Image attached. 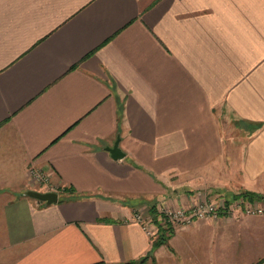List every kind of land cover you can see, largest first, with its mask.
<instances>
[{
  "label": "crops",
  "instance_id": "1",
  "mask_svg": "<svg viewBox=\"0 0 264 264\" xmlns=\"http://www.w3.org/2000/svg\"><path fill=\"white\" fill-rule=\"evenodd\" d=\"M263 171L264 0H0V264H264V214L133 218Z\"/></svg>",
  "mask_w": 264,
  "mask_h": 264
},
{
  "label": "built area",
  "instance_id": "2",
  "mask_svg": "<svg viewBox=\"0 0 264 264\" xmlns=\"http://www.w3.org/2000/svg\"><path fill=\"white\" fill-rule=\"evenodd\" d=\"M30 171L36 181L40 183L48 181L47 174L41 169L32 168ZM234 204L236 205L234 206ZM242 205L243 200H236L228 208H225L226 205H223V203L203 199L196 201L190 206H178L176 208H171L170 206L163 207L160 212L169 221L168 223H170L173 227H176L181 224H191L195 220L199 219H218L222 215V211L227 212L233 207L239 208V206ZM245 207L247 214L254 215L262 212V208L257 207V205H246ZM133 218L141 223L148 234L153 235V226H155L156 229L158 223L155 222L151 216H146L142 212L136 211L133 213Z\"/></svg>",
  "mask_w": 264,
  "mask_h": 264
},
{
  "label": "rangeland",
  "instance_id": "3",
  "mask_svg": "<svg viewBox=\"0 0 264 264\" xmlns=\"http://www.w3.org/2000/svg\"><path fill=\"white\" fill-rule=\"evenodd\" d=\"M233 126H234V121L232 120L230 123H229V126H228V128H229V134L231 135V136H236V131H233ZM247 140V139H246ZM241 153H242V151L241 150H237V156L238 157H240L241 156ZM237 168V171L236 172H233V171H231V170H228V173H229V175L230 176H233L234 178H238V179H240L241 177H243L244 176V173H241V171H242V168L240 167V166H238V167H236ZM43 171V170H42ZM233 172V173H232ZM46 173V172H45ZM47 174V173H46ZM47 176H48V181L47 182H45V183H40V182H38V181H36L35 179H34V177L32 176V179H33V182H35V184L37 185V186H39L40 188H41V190L40 191H46V190H44L45 189V187H47L49 184H50V178H49V174H47ZM244 178V177H243ZM249 181V180H248ZM252 181V180H251ZM251 182L249 181V184H247V181H245V183H243V184H241V186L240 187H238V188H235L234 187V185H232L230 188H229V190H227V191H229V192H227V191H222V193H223V195H225L226 197H227V195H229V194H233V193H236V192H239V191H242V190H245V189H248L247 187L248 186H250L252 189L251 190H253V191H257V192H262V193H264V171L263 172H261L260 174H258L257 176H255V181H252V184H250ZM254 188V189H253ZM43 189V190H42ZM38 190V189H37ZM250 190V189H249ZM47 191H53V190H47ZM213 195V197H208V198H205V200H213V201H216V202H218V203H223V205H225V199L226 198H223V199H220V198H218V199H215V196H214V194H212ZM216 195H218V194H216ZM217 198V197H216ZM215 199V200H214ZM220 199V200H219ZM238 201L239 200H243V205L242 206H239V208H241L245 213H246V205H257V207H259V208H262V212H260V213H258V214H264V203H262V202H255L254 204H251V203H248V202H246V201H244V199H242V198H239V199H237ZM234 203V202H233ZM236 204H234V206H235ZM165 207H167V206H165ZM171 208H176V207H172V206H170ZM163 207H161L159 210L157 209L156 211H157V213L156 214H154L153 213V215H152V217H155L157 220H158V222L160 223V225L161 224H170V223H168L169 221L164 217V215L160 212V210L162 209ZM233 208H235V207H233ZM136 211H139L140 212V210H138V209H135L134 210V212L133 213H135ZM229 211V210H228ZM227 211V212H228ZM159 217H160V219H159ZM196 221V220H195ZM165 222V223H164ZM171 225V224H170ZM182 225V224H181ZM172 226V225H171ZM173 227V226H172ZM177 227V226H176ZM157 228H159V224H158V226H157ZM175 227H173V229H174ZM147 232V231H146ZM155 234V226H153V235Z\"/></svg>",
  "mask_w": 264,
  "mask_h": 264
},
{
  "label": "trees",
  "instance_id": "4",
  "mask_svg": "<svg viewBox=\"0 0 264 264\" xmlns=\"http://www.w3.org/2000/svg\"><path fill=\"white\" fill-rule=\"evenodd\" d=\"M64 190L67 193L74 192L73 189H64ZM239 198H242V199H244V201L251 203V204H254L255 202L256 203L257 202L264 203V193L245 189V190L236 192L234 194L227 195V197L225 199L226 200L225 201V205H226L225 208H228L233 202H235ZM64 199L65 198H61L60 200H64ZM151 212L154 214L157 213L155 205L151 206ZM223 213H225V212L222 211V214ZM159 226H160V233H159L158 237L154 240V244H153L154 248L165 243L170 238V236L173 234V231H174L173 227L170 224L166 223V224L160 225V223H159ZM261 262L256 263V264H260ZM94 264H115V263H108L104 260H101V261L94 263ZM124 264H134V261L126 262Z\"/></svg>",
  "mask_w": 264,
  "mask_h": 264
},
{
  "label": "water",
  "instance_id": "5",
  "mask_svg": "<svg viewBox=\"0 0 264 264\" xmlns=\"http://www.w3.org/2000/svg\"><path fill=\"white\" fill-rule=\"evenodd\" d=\"M120 136H118L117 140L115 141L114 145L107 146L106 149L109 150L114 158H122L124 157L125 153L121 149L120 145ZM26 195L31 197L37 198L39 200L44 201L46 204L56 203L59 200V193L58 191H40L37 189H29L25 192Z\"/></svg>",
  "mask_w": 264,
  "mask_h": 264
}]
</instances>
